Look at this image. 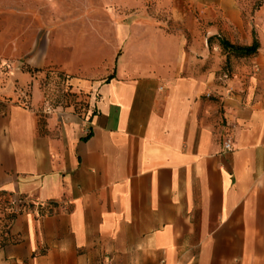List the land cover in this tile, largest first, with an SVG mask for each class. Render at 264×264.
Segmentation results:
<instances>
[{
  "label": "crops",
  "instance_id": "crops-1",
  "mask_svg": "<svg viewBox=\"0 0 264 264\" xmlns=\"http://www.w3.org/2000/svg\"><path fill=\"white\" fill-rule=\"evenodd\" d=\"M45 3L56 13L44 42L3 60L0 76V190L29 203L0 264H264L261 14L254 22L247 0ZM160 15L196 25L187 35ZM214 34L257 40L258 53L223 79ZM52 61L88 95L87 120L74 106L41 109L24 65Z\"/></svg>",
  "mask_w": 264,
  "mask_h": 264
},
{
  "label": "rangeland",
  "instance_id": "rangeland-1",
  "mask_svg": "<svg viewBox=\"0 0 264 264\" xmlns=\"http://www.w3.org/2000/svg\"><path fill=\"white\" fill-rule=\"evenodd\" d=\"M25 1L27 3L31 2V0ZM45 1L46 0H39L37 5L39 9L33 12L29 10L24 11L22 9V2H24V0H0V76L5 75L7 72V67L6 64L3 65V60L10 62V60L14 61L24 58V52H28L34 45L38 46L39 43L41 44L44 42L46 31L49 28V20H51L56 13L52 10L50 13L52 15L50 17L48 16L47 11H45L48 7ZM247 3L250 7L249 12L252 13L254 22H256L258 15L261 14V19H259L258 22L261 24L264 32V0H247ZM12 4H15V6L13 7ZM115 9L118 11V7H115ZM168 9L169 7H162L160 11L166 15ZM164 15H160L161 17L158 24L167 29L177 28L189 35L190 30H188V27L190 28V26L196 25L193 24V20L190 16L187 22L188 27H184L181 23L178 24L172 19L168 20V17ZM196 19L197 13L195 15V21ZM114 27L115 22H112V29ZM236 43L239 44L238 42ZM11 49L13 53L9 52ZM221 56L224 57L222 62V77L223 79H227V76L234 72L233 64H235L236 61L232 60L231 65L226 66L225 55L222 52ZM59 57L60 60L65 59L69 57V53L62 50L61 53H59ZM24 68L32 74H36V77L40 80V87L43 92L41 109L44 110L46 107H51L57 110L62 108V105L58 107V104H56L58 100L64 102L70 100L66 98V90L69 89V87L72 88L70 81L73 75L63 69L60 64L52 61L42 67L28 65V67ZM81 95L77 96L78 101L83 99L85 101L84 104H86L88 95L86 93H81ZM75 111L80 114L85 112V107L80 110L75 109ZM13 201L14 199L10 195L0 192V241L5 236L7 226L10 223V215L14 205Z\"/></svg>",
  "mask_w": 264,
  "mask_h": 264
},
{
  "label": "trees",
  "instance_id": "trees-1",
  "mask_svg": "<svg viewBox=\"0 0 264 264\" xmlns=\"http://www.w3.org/2000/svg\"><path fill=\"white\" fill-rule=\"evenodd\" d=\"M207 41H208V44L210 46L213 45V46H218L220 48V51L225 55V65L226 66L231 65L232 60L233 61H236V60L240 61L241 59L254 56L255 54L258 53L259 46H260V44L257 40H255L252 44H237V43L232 42L228 38H226L223 34L211 35L207 38ZM24 66L28 67V65H24ZM222 68H223V65L221 66V70H220L221 74L223 73ZM231 75H229L227 77H230ZM66 92H67L66 93L67 95L65 94L66 98H67V100L68 99H70V100L65 101V102L58 100L56 103V104H58V107H59V105L60 106L62 105L61 107L74 106L75 109H77V110L83 109L85 107V112L86 113L89 112V109H90L89 102L87 101V103L84 104L85 101L83 99H80V101H78V99H77V96L81 95V93L72 91L71 87H69V89H67ZM64 105H66V106H64ZM0 192L7 193L8 195H10L12 197V195L5 190H0ZM13 204H14L13 205V211L11 212V215H10V223L7 226L5 236L0 241V247L11 242V240H12V237H11L12 225H13L15 219L17 218L18 214L22 212L21 209L17 208L14 201H13ZM31 205L32 204H30V206Z\"/></svg>",
  "mask_w": 264,
  "mask_h": 264
},
{
  "label": "built area",
  "instance_id": "built-area-1",
  "mask_svg": "<svg viewBox=\"0 0 264 264\" xmlns=\"http://www.w3.org/2000/svg\"><path fill=\"white\" fill-rule=\"evenodd\" d=\"M55 110L51 107H46L45 112L46 113H52ZM82 117H84L85 120H87V113L82 112L80 113ZM84 132L86 134L89 133V129L87 127L84 128ZM224 147L226 150H233L234 148V129L232 127H227L224 133ZM18 209L27 210L29 208V203L23 199H20L17 203L15 202Z\"/></svg>",
  "mask_w": 264,
  "mask_h": 264
}]
</instances>
